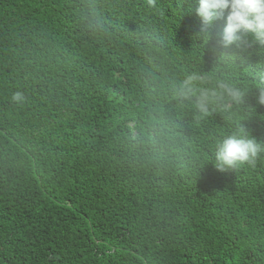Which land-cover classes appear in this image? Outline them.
<instances>
[{
    "label": "trees",
    "instance_id": "trees-1",
    "mask_svg": "<svg viewBox=\"0 0 264 264\" xmlns=\"http://www.w3.org/2000/svg\"><path fill=\"white\" fill-rule=\"evenodd\" d=\"M192 6L0 0V264H264V152L214 167L231 132L264 144V46L217 57ZM192 72L244 102L198 117Z\"/></svg>",
    "mask_w": 264,
    "mask_h": 264
},
{
    "label": "clouds",
    "instance_id": "clouds-1",
    "mask_svg": "<svg viewBox=\"0 0 264 264\" xmlns=\"http://www.w3.org/2000/svg\"><path fill=\"white\" fill-rule=\"evenodd\" d=\"M148 4L153 6L154 0H148ZM193 11L202 23V39H215L213 52L217 57L224 58L245 45L264 46V0H193L190 12ZM218 20H223L224 24L213 37ZM255 75L259 84L255 102L264 105V71ZM173 93L178 99L191 102L198 117L210 115L217 104L230 110L241 105L245 97V92L235 83L219 78L213 83L211 77L198 72H192L173 85ZM11 99L20 103L23 94L16 92ZM262 152L264 144L240 129L225 135L215 145L214 167L219 171L243 164L254 167Z\"/></svg>",
    "mask_w": 264,
    "mask_h": 264
}]
</instances>
